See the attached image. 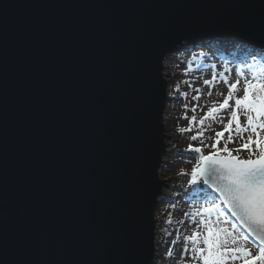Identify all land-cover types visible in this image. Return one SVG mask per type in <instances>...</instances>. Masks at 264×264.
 I'll use <instances>...</instances> for the list:
<instances>
[{
    "label": "water",
    "instance_id": "1",
    "mask_svg": "<svg viewBox=\"0 0 264 264\" xmlns=\"http://www.w3.org/2000/svg\"><path fill=\"white\" fill-rule=\"evenodd\" d=\"M262 11L0 0V264H154L163 60L202 38L258 48Z\"/></svg>",
    "mask_w": 264,
    "mask_h": 264
},
{
    "label": "snow or ice",
    "instance_id": "2",
    "mask_svg": "<svg viewBox=\"0 0 264 264\" xmlns=\"http://www.w3.org/2000/svg\"><path fill=\"white\" fill-rule=\"evenodd\" d=\"M250 35L253 40L260 41L258 48L255 44L251 47L264 56V11L261 12L257 21L250 23ZM251 55L255 60V52ZM247 67L249 73L244 75L243 96L234 95L241 90L240 79L232 83L224 79L223 82L228 86L227 96L222 103L218 105L214 103L199 120L201 127L204 126L205 120H210L223 125V130L215 132L214 142L211 144H204L201 140L202 147L188 145L187 150L199 155L195 157L196 163L191 172L181 173V175L190 176L188 180V184L192 186L190 195L207 201L208 206L203 208V213H206L207 217H211L214 213L217 216V220L205 218L200 221V224L205 225L207 232L202 239L205 247L198 246L200 243L198 237L201 234L196 229L193 230L192 235L183 237L185 244L180 256L183 258L188 255L190 243L192 252L190 260L200 259L202 264H230L236 260H242V264H264V135H262L264 133V62H257L255 66ZM239 75L241 73L238 72ZM215 78L216 76L213 75V80ZM211 83L212 80L204 81L205 85ZM197 92H199L198 89ZM193 99H198V96ZM230 100H234V106H231L232 110L225 123L220 113L230 107ZM192 111L195 112V107ZM239 112H243L245 116L243 125L240 122ZM195 121L194 115L191 122ZM182 131H191V127ZM225 132H228L227 142L223 148H219L218 145L224 139ZM243 133L249 134L245 137ZM203 136L204 131H197L191 136V140L196 141ZM237 137L242 141L240 147L229 149L227 145L235 143ZM204 147L214 151L205 155ZM241 150H248L247 159L239 157ZM233 151L237 155H233ZM201 184L204 187H200ZM225 209L237 223L230 224L229 228L214 227V225L225 223L219 219ZM200 214V210H197L196 215ZM238 228L244 229L247 235L244 232H238ZM249 235L254 238L253 242H258V251L255 255L245 246ZM166 255L173 256L171 248Z\"/></svg>",
    "mask_w": 264,
    "mask_h": 264
},
{
    "label": "rangeland",
    "instance_id": "3",
    "mask_svg": "<svg viewBox=\"0 0 264 264\" xmlns=\"http://www.w3.org/2000/svg\"><path fill=\"white\" fill-rule=\"evenodd\" d=\"M213 44L211 43V45ZM232 44H236V42L223 43L224 46H232ZM205 45H207L205 42L199 41L197 44L183 47L171 58L166 71L168 73L166 76L168 101L163 114V134L166 135L163 138L165 154L158 170V177L163 181L164 185L162 195L158 199L156 209H154V264H180L175 261V257H177V254H180L181 249L184 247L185 242L183 237L192 235L194 229L201 234L198 237L200 240L198 246L205 247L202 239L203 235H206L207 232L205 225L200 224V221L205 218L217 220L215 213L211 217H207V214L203 213V208L208 206L207 201L190 195L192 191V186L188 184L190 176L181 175V173H190L196 163L195 157L199 155L187 150L188 145L202 147L201 140H203L204 144H211L214 142L215 132L223 130V125L210 120H205L204 126L201 127L199 120L214 103L217 105L222 103L225 96H227L228 86L223 82L224 79L226 78L229 83L240 79L241 90L234 95L243 96V79L244 75L249 73L247 66L251 64L245 61L237 62L236 59L228 55L224 57L220 55L221 52L213 48L208 50L209 56L205 60L199 56L200 54L196 53L192 55L193 52L203 49ZM238 72L241 75L238 76ZM213 75L216 76L215 80H213ZM205 80H212V83L205 85ZM197 89L199 92H197ZM221 90L224 92V96L220 95L219 92ZM196 96H198V99H193ZM229 105L228 109L222 110L220 113V116L224 117L225 123H227L232 110L231 106H234V100H230ZM194 107L195 112L192 111ZM238 114L241 124H245L243 112H239ZM194 115L196 121L191 122V118ZM189 127H191V131H182V129ZM204 129L207 130L205 131ZM197 131H204V136L198 138L196 141L191 140V136L195 135ZM248 134L243 133L245 137ZM209 137H212V139H209ZM227 137L228 132H225L224 139L218 145L219 148L224 147ZM241 143L242 141L237 137L235 138V143H229L227 146L229 149H236L240 147ZM211 151L214 150L207 147L203 148L205 155ZM232 154L237 155L235 151ZM221 155H226V153H221ZM248 156V150H241L239 152L240 158L247 159ZM197 198L199 200H196ZM189 200H191V204L187 203ZM197 210H200V215H196ZM219 219L225 221V223L214 225V227L229 228L230 224L236 223L225 210ZM198 224L199 228H197ZM237 231L244 232L246 235V232L240 228ZM245 246L252 251L253 255L258 251L257 244L253 242L250 236ZM170 248L173 252L172 257L166 255ZM191 255V244L189 243L188 255L183 257L185 261L181 264H202V260L200 259L195 261L190 260ZM230 264H242V260H236L230 262Z\"/></svg>",
    "mask_w": 264,
    "mask_h": 264
},
{
    "label": "trees",
    "instance_id": "4",
    "mask_svg": "<svg viewBox=\"0 0 264 264\" xmlns=\"http://www.w3.org/2000/svg\"><path fill=\"white\" fill-rule=\"evenodd\" d=\"M211 48H213L214 50L218 52H221L220 55H223V56L228 55V56H231L232 58L237 59V62L247 60L248 63L254 66L257 64V62H264V56H261L258 50H255L251 46H247V45H232L229 47H223L222 45H218V43L217 44L214 43L213 45H211L210 43V44L205 45V47L201 49L202 51L201 50L195 51L193 52L192 55L196 53L200 54L199 56L203 57L202 59L205 60V58L209 56L208 50H211ZM253 52H255V57H256L255 60H253L252 55H251V53ZM249 59H251L252 61H249ZM200 187H203V186L200 185Z\"/></svg>",
    "mask_w": 264,
    "mask_h": 264
},
{
    "label": "bare ground",
    "instance_id": "5",
    "mask_svg": "<svg viewBox=\"0 0 264 264\" xmlns=\"http://www.w3.org/2000/svg\"><path fill=\"white\" fill-rule=\"evenodd\" d=\"M199 41H202V42H205L206 44H210V43H216L215 41H213V40H211V39H207V38H202V39H200V40H197L196 42H194V43H188V45L189 44H197V43H199ZM218 43V45H220V44H222V43H220V42H217ZM216 43V44H217ZM188 45H186V46H188ZM186 46H184V47H186ZM178 53V51L177 52H175L174 54H177ZM174 54H172V55H170V56H168L167 58H165L164 60H163V63H162V79H165L166 80V76L168 75V73L166 72L167 71V67H168V63H169V61L171 60V58L174 56ZM246 59V58H245ZM248 62V61H246V60H243V62ZM249 61H252L251 59H249ZM220 94L221 93H223V95L222 96H224V92H222V90L219 92ZM166 96H167V80H166ZM167 99H168V97H167ZM168 101V100H167ZM165 111V110H164ZM163 121H164V115H163V118H162V123H163ZM164 128V127H163ZM162 128V129H163ZM164 130V129H163ZM196 200H199L198 198L196 199ZM187 203H189V204H191V200H189ZM188 206H190V205H188ZM175 261L177 262V263H183L184 261H185V259H183L181 256H180V254H177V257H175Z\"/></svg>",
    "mask_w": 264,
    "mask_h": 264
}]
</instances>
